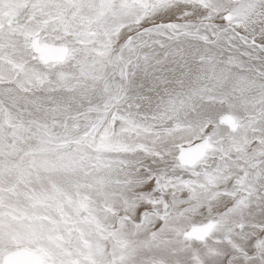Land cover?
Instances as JSON below:
<instances>
[{
    "label": "snow or ice",
    "instance_id": "1",
    "mask_svg": "<svg viewBox=\"0 0 264 264\" xmlns=\"http://www.w3.org/2000/svg\"><path fill=\"white\" fill-rule=\"evenodd\" d=\"M0 264H264V0H0Z\"/></svg>",
    "mask_w": 264,
    "mask_h": 264
}]
</instances>
